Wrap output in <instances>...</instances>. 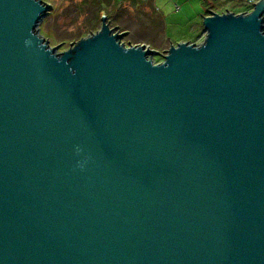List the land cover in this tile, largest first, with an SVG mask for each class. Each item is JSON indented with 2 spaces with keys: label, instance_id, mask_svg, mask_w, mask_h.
I'll list each match as a JSON object with an SVG mask.
<instances>
[{
  "label": "water",
  "instance_id": "95a60500",
  "mask_svg": "<svg viewBox=\"0 0 264 264\" xmlns=\"http://www.w3.org/2000/svg\"><path fill=\"white\" fill-rule=\"evenodd\" d=\"M49 7L0 0V264H264V0L161 62Z\"/></svg>",
  "mask_w": 264,
  "mask_h": 264
},
{
  "label": "rangeland",
  "instance_id": "374dc122",
  "mask_svg": "<svg viewBox=\"0 0 264 264\" xmlns=\"http://www.w3.org/2000/svg\"><path fill=\"white\" fill-rule=\"evenodd\" d=\"M44 1L50 7L40 19L36 30L44 39L48 38L52 47L59 44L56 46L57 53L73 48L82 38L100 30L103 25L102 16H106L110 26L115 27L116 32L123 33L121 42L127 46L146 44L154 50L151 57L155 62L165 59L172 44L204 41L206 1L239 12L254 7L247 0Z\"/></svg>",
  "mask_w": 264,
  "mask_h": 264
},
{
  "label": "trees",
  "instance_id": "16d2710c",
  "mask_svg": "<svg viewBox=\"0 0 264 264\" xmlns=\"http://www.w3.org/2000/svg\"><path fill=\"white\" fill-rule=\"evenodd\" d=\"M220 4H213L212 2L206 1V10H207V14H210L212 11H218V12H224V11H234V12H239V11H235L232 10L230 7L228 8H223L222 6H219ZM222 9V10H221ZM250 9V8H249ZM248 11V10H247Z\"/></svg>",
  "mask_w": 264,
  "mask_h": 264
},
{
  "label": "built area",
  "instance_id": "2783aa9c",
  "mask_svg": "<svg viewBox=\"0 0 264 264\" xmlns=\"http://www.w3.org/2000/svg\"><path fill=\"white\" fill-rule=\"evenodd\" d=\"M247 1L254 5L258 0H247Z\"/></svg>",
  "mask_w": 264,
  "mask_h": 264
},
{
  "label": "crops",
  "instance_id": "0c3cea01",
  "mask_svg": "<svg viewBox=\"0 0 264 264\" xmlns=\"http://www.w3.org/2000/svg\"><path fill=\"white\" fill-rule=\"evenodd\" d=\"M251 10V9H250ZM249 11V10H248ZM204 31H205V29H204Z\"/></svg>",
  "mask_w": 264,
  "mask_h": 264
}]
</instances>
